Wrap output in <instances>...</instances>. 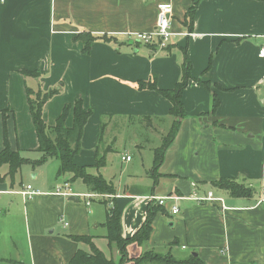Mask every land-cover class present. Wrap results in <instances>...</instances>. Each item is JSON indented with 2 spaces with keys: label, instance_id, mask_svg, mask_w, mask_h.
<instances>
[{
  "label": "crops",
  "instance_id": "crops-1",
  "mask_svg": "<svg viewBox=\"0 0 264 264\" xmlns=\"http://www.w3.org/2000/svg\"><path fill=\"white\" fill-rule=\"evenodd\" d=\"M161 1L0 0V150L5 127L13 150L28 159L40 156L26 87L58 89L43 105L44 122L53 126L64 105L80 98L92 113L74 163L93 166L96 153L104 155L105 164L90 171L100 172L115 187L113 195H77L73 201L52 192L69 181V176H56L53 160L35 168L22 165L14 182L3 176L7 166H0V264H68L78 249L90 250L88 243L70 238L75 235L90 236L117 260L118 247L105 237L103 201L117 206L120 235L129 238L145 220L149 204H158L155 198L174 194L182 198L165 200L148 239L126 245L123 264H134L144 252L175 259L195 253L204 264H264V57L258 55L264 46V0H199L191 30L184 15L192 0H171L172 35L159 49L133 34L153 30ZM80 32L111 40L94 41L85 54L75 39ZM183 48L192 75L182 92L184 117L153 187L154 149L161 142L154 145L145 133L162 138L168 132L171 103L137 83L151 79L159 89L173 88L181 76ZM25 69L42 73L24 75ZM199 79L221 86L211 87L219 101L213 114L208 112L211 95ZM65 123L72 126L71 112ZM133 123H139V130L130 129ZM127 135L129 148L135 147L139 156L148 147L149 171L142 179L127 167V177L114 181L112 154L120 153L125 165L133 161L125 143H119ZM222 177L251 187L250 195L232 196L215 187L212 182ZM26 185L37 191L27 200L15 192ZM209 191L221 201L192 198ZM68 192L91 193L81 179L69 181ZM173 204L177 214L170 211Z\"/></svg>",
  "mask_w": 264,
  "mask_h": 264
},
{
  "label": "trees",
  "instance_id": "trees-1",
  "mask_svg": "<svg viewBox=\"0 0 264 264\" xmlns=\"http://www.w3.org/2000/svg\"><path fill=\"white\" fill-rule=\"evenodd\" d=\"M199 0H192L186 14L184 15V25L189 30L192 29L194 12ZM76 40L82 43V52L87 54L91 49V44L96 40L108 42L111 40L107 35H93L89 32H80L75 36ZM154 47V46H153ZM181 76L171 89L157 88L155 80H139L137 87L139 89L155 90L164 98H166L171 106L169 108V115L172 118L168 132L162 137L161 144L154 149L153 165L151 176L153 178V187L157 182V169L162 163L164 152L169 144L174 139L181 119L184 117V108L182 103V92L186 87L188 81L192 79L191 75V61L186 52V49H181ZM24 75L39 76L40 70H22ZM197 83L204 87L211 95V105L208 112L214 113L218 107L219 101L216 92L211 89L212 86L221 88L219 84L212 83L208 80H197ZM58 93V89H50L43 91L26 87V96L32 122L36 130L38 139L37 151L40 156L36 159H28L23 157L17 150H13L8 142L6 129L4 127L3 146L0 150V166L6 165L7 172L3 176H7L11 182L15 181L16 175L24 164H29L32 168L46 163L49 160H57L58 168L56 176H69V181L81 179V181L88 187L91 192L98 194H115V187L113 183L106 179L100 172H92V167L97 170L105 164V156L96 153V163L93 166L83 165L78 166L74 163V156L81 149V137L84 125L91 115L92 111L83 106V101L77 98L73 103L64 105L61 113L56 119L53 126L47 125L42 117V109L44 103ZM72 113L73 123L71 127L66 126V118L69 113ZM67 181V182H69ZM215 187H219L228 191L232 196H248L252 188L237 182L234 179L222 177L215 182H212ZM106 206V218L103 223L106 228V235L109 243H114L119 249V258L114 260L107 257L101 250H99L92 242L91 237L87 235L70 236L75 241H82L89 244V251L78 249L70 258L68 264H123L128 259L126 252V245L131 241L142 243L148 239L151 232V223L157 211L162 210L159 204H149L145 220L140 228L129 238H123L120 235V213L117 206L113 203L108 205V202L103 201ZM134 264H144L146 262H154L157 264H204V262L195 253L189 255L184 259H175L170 254H159L155 252H144L140 256L133 259Z\"/></svg>",
  "mask_w": 264,
  "mask_h": 264
},
{
  "label": "built area",
  "instance_id": "built-area-1",
  "mask_svg": "<svg viewBox=\"0 0 264 264\" xmlns=\"http://www.w3.org/2000/svg\"><path fill=\"white\" fill-rule=\"evenodd\" d=\"M171 11H172V2L171 0H164L157 4V17H156V24L153 28V30L149 32H138L133 34L134 38L143 44L147 45H155L159 49H165V47L168 45L169 39L172 35V32L170 30L171 25ZM187 34V33H184ZM258 55L260 57H264V46L261 47L258 51ZM123 160H130V156L124 155L122 156ZM69 190V182H63L61 185H57L52 188V192L63 194L64 196H77V195H83L86 198L91 197H107L109 195L107 194H98V193H87V194H76L72 192H68ZM16 193H19L25 200L32 198L37 191L33 190L31 185H26L25 187L16 190ZM182 198L178 195H168L164 197H157L155 200L159 205H163L165 203V200H177ZM192 198L196 199L197 201H221V198L215 197L211 191L207 192L205 196H197L194 195ZM222 207L224 208L222 202ZM172 214H177L179 209L178 206L173 204L170 209ZM64 224H67L66 222Z\"/></svg>",
  "mask_w": 264,
  "mask_h": 264
},
{
  "label": "rangeland",
  "instance_id": "rangeland-1",
  "mask_svg": "<svg viewBox=\"0 0 264 264\" xmlns=\"http://www.w3.org/2000/svg\"><path fill=\"white\" fill-rule=\"evenodd\" d=\"M36 90H38V88ZM143 122L144 121H141V123H142L141 125H145ZM137 125H139V123H133V126H131L130 129H135V131L139 130L138 128L135 127ZM144 129H147V128H144ZM141 132H143V131L141 130ZM145 134H146V136H148L150 138L149 141L155 143L154 145H159V143L161 142L160 139H162V138H160L159 135L152 134V132H148ZM150 134H152V135H150ZM128 136L129 135H127V137L124 139H120V140L118 139V140L120 141L119 143H121L120 145H124L123 143H125L126 149H128V151L131 153V155H133V161L130 164L128 163L125 165L123 162L120 161V155H121L120 153H113L112 154L113 155V161H112L113 167L109 173H111L110 175H114V178H113L114 181H117L119 178L121 179L122 176L127 177V174L125 172L127 167H128V170L134 171L138 175H141L142 179H145L144 175L146 173H148L147 171H149L148 170V163H149L150 153H148V147L146 148V151L143 152L142 157L139 156L137 149H135V147L129 148V142H131V140L128 139ZM122 148L123 147L120 146L118 148V150L122 151ZM53 162H56L58 164L57 160H53ZM141 163H143V165ZM108 168H110V165H108L107 169ZM119 171H122V175H120ZM121 181H123V180L121 179ZM138 185L140 187H142V184L138 183Z\"/></svg>",
  "mask_w": 264,
  "mask_h": 264
},
{
  "label": "water",
  "instance_id": "water-1",
  "mask_svg": "<svg viewBox=\"0 0 264 264\" xmlns=\"http://www.w3.org/2000/svg\"><path fill=\"white\" fill-rule=\"evenodd\" d=\"M69 200L77 201L78 198L76 196L72 195V196H69Z\"/></svg>",
  "mask_w": 264,
  "mask_h": 264
}]
</instances>
